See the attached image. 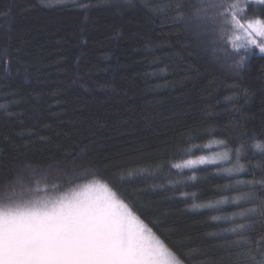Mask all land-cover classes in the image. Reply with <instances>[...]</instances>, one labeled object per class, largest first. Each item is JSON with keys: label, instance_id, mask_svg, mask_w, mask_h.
<instances>
[{"label": "trees", "instance_id": "obj_1", "mask_svg": "<svg viewBox=\"0 0 264 264\" xmlns=\"http://www.w3.org/2000/svg\"><path fill=\"white\" fill-rule=\"evenodd\" d=\"M193 3L185 0L186 14ZM0 13H7L0 15V104L8 106L0 109V185L26 165L96 169L66 188L104 180L139 206L146 223L159 221L149 226L177 254L198 250L191 264H229L225 241L235 237L216 234L231 225L211 217L252 205H193L248 191L264 196L259 183L236 184L264 179V152L253 146L264 142V54L253 49L235 72L230 65L243 53L215 48L211 33L174 10L150 12L142 0H0ZM249 13L264 15V6ZM216 138L241 151V173L223 172V162L172 167L208 152L193 145ZM142 169L156 175L141 176ZM255 219L249 237L264 232Z\"/></svg>", "mask_w": 264, "mask_h": 264}, {"label": "snow or ice", "instance_id": "obj_2", "mask_svg": "<svg viewBox=\"0 0 264 264\" xmlns=\"http://www.w3.org/2000/svg\"><path fill=\"white\" fill-rule=\"evenodd\" d=\"M42 2L52 6L65 0ZM142 3L150 12L174 10L176 19L211 33L212 45L221 51L230 46L233 52L243 53L230 65L235 72L245 67L247 54L253 49L264 54V15L249 13L251 5L264 6V0H195L188 14L183 10L185 0H160L159 3L142 0ZM7 107L0 104V109ZM216 143L227 148L226 141ZM253 146L264 152V142L257 141ZM207 147L210 145H193L196 150ZM229 159V153L224 151L212 157L184 160L172 167L182 170ZM236 160H239V150H236ZM242 170L243 166L238 163L224 169L229 174ZM97 174L96 169L82 166L72 170L57 168L52 172L26 165L15 181L0 185V264H185V260L191 264L193 251L198 250L179 254L173 251L149 227L152 224L158 229L159 221L149 219L146 223L138 214L140 208L135 202L120 198L125 196L122 189L114 191L95 180L79 191L66 188ZM138 174L154 177L156 170L142 169ZM25 175L31 179L25 180ZM167 183L175 185L181 181ZM257 183L264 187V179L236 182L250 189ZM153 187L163 190L165 185ZM229 202L252 205L231 215L211 217L231 225L216 234L230 233L235 237L225 241L229 264H264V232L255 237L247 234L257 223L256 217L264 222V196L248 191L193 207L221 211V206ZM199 264L215 262L205 260Z\"/></svg>", "mask_w": 264, "mask_h": 264}, {"label": "rangeland", "instance_id": "obj_3", "mask_svg": "<svg viewBox=\"0 0 264 264\" xmlns=\"http://www.w3.org/2000/svg\"><path fill=\"white\" fill-rule=\"evenodd\" d=\"M217 141H224L223 139H221V138H216V139H212L211 141H209V143L207 144V145H210V147H208L209 149H208V152H206V153H201V154H199V155H197V156H189L187 159H184V160H188V159H196V158H198V157H200V156H205V157H212V156H214L215 154H217V153H222V152H224V151H227L228 153H229V157H230V159L228 160V161H217V163H220V162H223V169H222V171L223 172H225L224 171V169H226V168H233L237 163L239 164V165H242L243 166V169H244V163H243V161L240 159V154H241V151L239 150V160L237 161L236 160V151H234L233 149H231V147L230 148H224V147H221V146H219L216 142ZM184 160H180V161H178V163H181L182 161H184ZM199 165H204V164H199ZM199 165H193V166H199ZM243 171V170H242ZM241 171V172H242ZM241 172H239V173H241ZM225 173H227V172H225ZM93 180H95V181H97V182H99V183H104V184H107L110 188H112L114 191H116V189L115 188H113L112 186H110L106 181H102V180H100V179H93ZM93 180H91V181H88V182H84V183H82V184H80V185H78V186H73L72 187V189L73 190H75V191H79L85 184H88V183H91ZM63 190H66V189H63ZM233 197H235V196H233ZM121 199H123L122 197H120ZM223 199V198H222ZM125 202H127V201H125ZM211 202H215V201H211ZM209 203V202H208ZM234 202H229V203H226V204H223L222 206H228V205H231V204H233ZM205 204V203H204ZM221 206V207H222ZM227 213H229V214H227L226 213V215H231L233 212H228V211H226ZM142 218V217H141ZM143 219V218H142ZM150 227V226H149ZM154 231V230H153ZM156 234V233H155ZM157 235V234H156ZM158 236V235H157ZM159 237V236H158ZM160 239H162V238H160ZM163 240V239H162ZM186 264V263H185Z\"/></svg>", "mask_w": 264, "mask_h": 264}]
</instances>
